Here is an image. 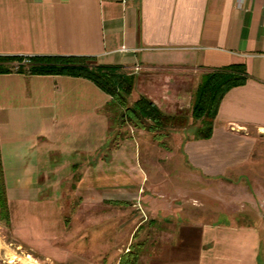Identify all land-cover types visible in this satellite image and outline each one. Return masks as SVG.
<instances>
[{"label": "crops", "instance_id": "1", "mask_svg": "<svg viewBox=\"0 0 264 264\" xmlns=\"http://www.w3.org/2000/svg\"><path fill=\"white\" fill-rule=\"evenodd\" d=\"M0 55L94 57L134 75L131 96L148 97L170 115L192 106L205 75L245 65L250 78L225 95L212 137L176 132V150L130 125L112 134V98L90 80L0 74L1 163L8 230L44 262L122 264L128 254L121 246L137 243L133 227L121 244L119 214L62 208L66 187H97L99 197L119 204L140 202L146 220L178 221L161 230L164 247L138 256L137 264H264V225L221 224L197 211L206 205L203 195L213 203L202 181L243 188L258 144L252 130L264 135V0H0ZM130 97L129 105L138 100ZM138 143L150 153L147 169L138 162ZM90 157L99 160L90 166ZM180 159L176 181L174 167L161 165Z\"/></svg>", "mask_w": 264, "mask_h": 264}, {"label": "rangeland", "instance_id": "2", "mask_svg": "<svg viewBox=\"0 0 264 264\" xmlns=\"http://www.w3.org/2000/svg\"><path fill=\"white\" fill-rule=\"evenodd\" d=\"M136 99H138V95L137 93H134V95L130 97V100L135 101ZM194 99L192 100V106L189 109L178 110L175 114H173L184 115L186 117V122L183 125H177L174 128L166 130L168 135L163 139V141L166 143L167 149L175 148L176 150V147L180 145L181 139L174 138V134L176 132H185L187 138H193L196 136V130L201 127V122L195 120L192 115ZM109 113L111 114V133L113 134L114 129H120V126H123L121 124L120 117L121 111L114 109ZM128 125L129 124H126L124 126L127 127ZM252 134L258 139L257 150L255 153V163L242 179L244 183L243 188L232 190L227 185L219 181H213V183L202 181V190H205V192L213 191V203H210L207 193L205 196L203 195L202 199L206 205H202L201 208L198 207L197 209L198 212H202V217L213 219V221L217 220V222L221 224L233 223L236 225L244 224L255 227L264 225V135L257 134L254 130H252ZM135 137L136 139H139L138 135ZM114 147L115 142L110 140L108 145L103 150L105 155L104 158L107 161L111 157L110 155ZM137 150L138 162L143 168L147 169V161L150 156V153L147 151V146L143 143H138ZM154 157L156 158L158 155L155 154ZM164 158L166 159V157ZM98 160L99 157H90L87 164L93 166V164L97 163ZM179 161H181V159ZM178 164L179 166L176 167ZM178 164L172 165L170 164V160H168L161 166L165 171L174 167L177 175V177H174V180L180 181V175L182 176L181 172L184 167L182 161ZM185 170L189 173L187 169ZM77 176L78 174L73 177V184L74 179L76 181ZM93 179H95L94 181L97 183L96 177L91 178V180ZM95 183L90 181L89 185L92 184L91 186H93ZM83 191L84 192L80 191L77 193L76 188L70 187H66L63 191H61V195L63 196V200L65 202L64 206L61 202V206L67 214L76 212L89 213L91 215L103 213L121 215L122 220L120 221V224H122L124 228L120 237L122 242L121 244H124V241H127L124 234L128 232V229L133 230V227L139 228V232L136 235L138 240L137 243L134 242L133 245L128 244V246H121L123 254H128L125 252L130 247L131 250L137 251L140 257L153 251H155L156 254V251H160V249L164 247L162 237L160 235L161 230L164 227H167V224L169 223H173L174 226L178 225V221H171L167 218L154 220L152 217L148 216V220H146L145 216L142 217V212L136 209L133 202L119 204L109 198H105L103 196L99 197V190L97 187L83 189ZM233 197L237 198L234 203L231 201ZM154 198L159 199L158 196H154ZM175 206L177 207V205ZM210 209L213 210V213H210ZM125 226L127 227L125 228ZM8 228L9 224L2 219L0 214V264H50L48 261L44 262L41 260L37 254L29 251L23 246H20L14 240ZM141 230L142 232L140 234ZM93 233L94 232L91 230V234ZM118 239V237L115 238V242L112 241L110 244L112 252L113 249L117 250V247L120 246L117 244ZM139 244L143 245L141 246L142 248H137ZM124 263H126V259H124Z\"/></svg>", "mask_w": 264, "mask_h": 264}, {"label": "trees", "instance_id": "3", "mask_svg": "<svg viewBox=\"0 0 264 264\" xmlns=\"http://www.w3.org/2000/svg\"><path fill=\"white\" fill-rule=\"evenodd\" d=\"M11 73L41 76L61 75L90 80L111 96V104L107 111L120 110L123 126L129 124L153 133L154 139L165 148L167 145L163 139L168 135L166 130L186 122L184 115L167 114L145 96H141L134 104L129 105V97L135 87V76L123 73L118 67L99 65L94 57L0 55V74ZM249 78L246 66L243 64L216 69L204 76L197 90L192 111L193 118L201 122V127L196 130V139L207 140L212 137L214 121L225 95L232 88L245 85ZM0 214L2 219L9 224V208L1 152ZM138 256V252L136 254L128 253L124 258L126 263L123 259L122 264H137Z\"/></svg>", "mask_w": 264, "mask_h": 264}, {"label": "built area", "instance_id": "4", "mask_svg": "<svg viewBox=\"0 0 264 264\" xmlns=\"http://www.w3.org/2000/svg\"><path fill=\"white\" fill-rule=\"evenodd\" d=\"M127 1H129V0H122V2H124V3ZM136 207L142 212V215L145 216L144 210H143L142 206L140 205V202H138Z\"/></svg>", "mask_w": 264, "mask_h": 264}, {"label": "bare ground", "instance_id": "5", "mask_svg": "<svg viewBox=\"0 0 264 264\" xmlns=\"http://www.w3.org/2000/svg\"><path fill=\"white\" fill-rule=\"evenodd\" d=\"M5 256H7V255H5ZM6 258V257H5Z\"/></svg>", "mask_w": 264, "mask_h": 264}]
</instances>
